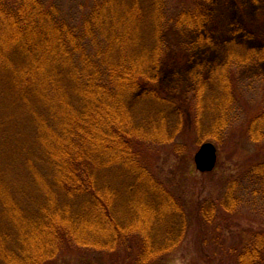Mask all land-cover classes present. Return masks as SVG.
<instances>
[{"label":"trees","instance_id":"1","mask_svg":"<svg viewBox=\"0 0 264 264\" xmlns=\"http://www.w3.org/2000/svg\"><path fill=\"white\" fill-rule=\"evenodd\" d=\"M211 1H196L171 19L167 0H104L85 19L89 28L77 34L40 0H0V82L4 96L11 97L8 105L0 94V106L18 114L14 122L11 115L0 121V140L8 138L3 137L8 121L15 130L9 139L35 143L34 159L24 164L37 182L39 177L50 181L53 194L28 212L1 166L0 257L5 264H59L54 259L61 248L75 259L80 257L75 245L79 255L82 248L104 253L132 235L140 236L135 264H161L182 246L193 224L202 226V234L204 227H220L224 212L238 203L235 187L228 186L222 199L182 197L139 164L137 151L143 141L167 143L203 128L209 142L222 141L241 100L236 69L264 63V47L244 48L233 41L223 64L203 77L197 74L194 89L181 94L160 85L166 68L194 52L176 37L196 34L205 42ZM245 126L252 141L262 142L264 108ZM17 156L12 155L13 165ZM116 168H127L134 183L104 184ZM255 168L264 181V161ZM68 198L80 203L73 209L62 206ZM119 204L129 210L125 224L117 215ZM3 218L14 232L2 228ZM263 240L235 248L233 262L264 264Z\"/></svg>","mask_w":264,"mask_h":264},{"label":"rangeland","instance_id":"2","mask_svg":"<svg viewBox=\"0 0 264 264\" xmlns=\"http://www.w3.org/2000/svg\"><path fill=\"white\" fill-rule=\"evenodd\" d=\"M43 6L58 12L61 21L67 22L77 34L84 33L89 28L84 23L98 3L104 0H40ZM199 0H167L168 17L175 19L182 11L189 9ZM207 6V5H206ZM209 24L202 35L205 42L198 41L200 35H179V45L193 47L194 52H187L190 59L181 61L176 66H170L161 76V86L169 90L179 89L184 94L196 86L197 74L202 77L217 65L225 62L226 52L230 42H237L244 48L262 49L264 47V2L254 0H212L208 4ZM58 17V18H59ZM5 30H11L8 26ZM192 54V55H191ZM239 77L241 100L234 106L230 114V123L224 132L222 141L214 142L217 149V164L210 173L200 172L196 167L195 156L200 147L209 142L211 135L207 129L194 134L178 136L176 140L167 143L143 141L137 145L140 155L139 164L148 168L166 188L177 195L194 200L222 199L228 186L236 188L238 203L231 212H224L220 219V227L210 225L204 227L197 223L188 230L187 236L180 248L167 254L161 264H236L233 262L235 248L245 242L264 236V181L259 175L255 163L264 161V140L254 142L248 134L246 121L259 108H264V63L250 65L236 69ZM5 85L0 82V94L10 105L11 97L4 96ZM16 108V105H12ZM175 110V109H174ZM173 110V112H174ZM12 107L6 110L0 106V121H6L11 115L13 122L18 114ZM2 126V125H1ZM6 129L0 140V171L14 184L18 196L22 197L23 208L28 212L37 211L41 204L52 194L50 181L39 177L38 182L29 169L26 158L32 159L37 147L30 141H15L11 123L6 122ZM7 131V133H6ZM18 133V131H17ZM33 138V135L31 133ZM176 152H179L178 155ZM17 154L16 158L12 155ZM23 156V157H22ZM34 159V158H33ZM128 169L116 168L107 174L104 184L123 187L133 184L134 176H127ZM48 176V170L44 169ZM26 180V181H25ZM48 185L50 187H48ZM194 194V195H193ZM127 199L129 195L125 196ZM80 203L77 198L62 200V206L74 208ZM126 205H117L118 216H124L121 221L125 224L129 216ZM189 207L187 206V210ZM115 216V214H114ZM117 218V217H116ZM190 223L191 219L189 217ZM2 228L8 232L15 229L8 220H2ZM143 239V238H142ZM262 241V239H256ZM140 236L132 235L119 241L114 249L104 253L82 248L84 254L79 255L78 248L74 251L80 256L71 259L66 249L59 251L54 261L59 264L68 261L70 264L88 262L90 264H135L138 250L135 248ZM264 243V240H263ZM262 243V244H263ZM130 248H134L131 250ZM207 254V255H206ZM213 257L212 260L206 256ZM4 257H0V264H5ZM225 259V261H223ZM228 260V261H226Z\"/></svg>","mask_w":264,"mask_h":264},{"label":"water","instance_id":"3","mask_svg":"<svg viewBox=\"0 0 264 264\" xmlns=\"http://www.w3.org/2000/svg\"><path fill=\"white\" fill-rule=\"evenodd\" d=\"M196 167L201 172H211L217 164V149L212 143L202 145L195 156Z\"/></svg>","mask_w":264,"mask_h":264}]
</instances>
